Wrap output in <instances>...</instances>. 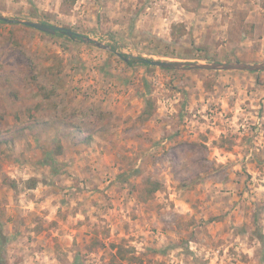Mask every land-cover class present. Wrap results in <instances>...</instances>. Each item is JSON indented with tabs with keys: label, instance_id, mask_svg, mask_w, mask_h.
<instances>
[{
	"label": "rangeland",
	"instance_id": "374dc122",
	"mask_svg": "<svg viewBox=\"0 0 264 264\" xmlns=\"http://www.w3.org/2000/svg\"><path fill=\"white\" fill-rule=\"evenodd\" d=\"M0 12L129 58L264 61V0H0ZM174 22L187 34L171 45ZM147 179L163 187L144 201ZM0 231V264H104L120 243L137 257L125 264H264V71L147 67L0 21Z\"/></svg>",
	"mask_w": 264,
	"mask_h": 264
},
{
	"label": "water",
	"instance_id": "95a60500",
	"mask_svg": "<svg viewBox=\"0 0 264 264\" xmlns=\"http://www.w3.org/2000/svg\"><path fill=\"white\" fill-rule=\"evenodd\" d=\"M0 21L7 23H15L25 25L39 31L49 34H65L70 38H81L88 43H93L98 47L109 49L114 51L119 57L128 61L129 57H124L122 53L114 50L110 44H105L92 37L82 35L65 26L49 25L40 21L23 19L20 17H9L0 12ZM146 63L152 66H157L163 69L169 70H209V71H239V72H259L264 71L263 62H245V61H168V60H156L145 59Z\"/></svg>",
	"mask_w": 264,
	"mask_h": 264
},
{
	"label": "trees",
	"instance_id": "16d2710c",
	"mask_svg": "<svg viewBox=\"0 0 264 264\" xmlns=\"http://www.w3.org/2000/svg\"><path fill=\"white\" fill-rule=\"evenodd\" d=\"M77 0H63V5L71 8ZM51 25V24H49ZM25 26V25H24ZM28 27V26H27ZM61 34V33H59ZM187 34V26L184 22H174L171 26V43L169 44H179L180 40ZM171 45H169L171 47ZM168 46V48H169ZM114 48V47H113ZM159 56H171V57H177L172 53V55H169V53H163L159 52L157 53ZM124 57H127L124 53H122ZM145 59H151V58H143V57H137V58H130L131 62L140 63V65H145L147 67H150L148 63H146ZM200 59L209 60L208 58L202 57ZM240 60V59H238ZM163 69V68H162ZM166 70V69H165ZM169 70V69H168ZM35 93L38 95L43 96L44 98H51L55 93V88L51 87L49 88L46 85L39 84L35 87ZM154 115V101L152 99L148 100V104L142 114V118L144 120H148ZM87 142H90L93 140V137L91 135H88ZM61 148V147H60ZM61 151V150H59ZM58 151V152H59ZM60 153V152H59ZM29 188L35 187V179H31L28 183ZM163 187V184L159 181L147 179L145 181L144 186V193L140 196L141 200L147 201L150 198H152L156 191L160 190ZM5 240V235L2 231H0V244H3ZM113 247L116 248V254L113 255L112 259L108 263L104 264H125L126 260H133L137 259V257L128 255L130 254V251L126 249L125 245L123 244H113Z\"/></svg>",
	"mask_w": 264,
	"mask_h": 264
}]
</instances>
